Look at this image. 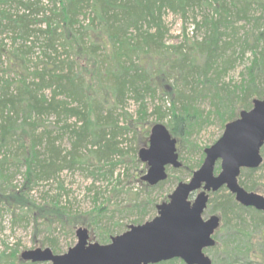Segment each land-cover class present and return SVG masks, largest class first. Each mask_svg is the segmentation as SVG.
Returning a JSON list of instances; mask_svg holds the SVG:
<instances>
[{"label": "rangeland", "instance_id": "rangeland-1", "mask_svg": "<svg viewBox=\"0 0 264 264\" xmlns=\"http://www.w3.org/2000/svg\"><path fill=\"white\" fill-rule=\"evenodd\" d=\"M18 1L26 0H0V10L20 12L24 7ZM243 2L244 0H227L229 17L226 23H222L219 27L221 40L218 57L205 75L197 70L182 71L176 67L177 65L172 66L173 60L169 58L178 56L171 53L174 45L181 44L188 50L190 43L205 40L210 28L201 20L205 16L218 17V13L210 5H196L193 10H188L184 15L165 9L162 15L164 25L160 43L154 44L153 47L148 46V53L139 51L128 54L129 56L127 54L122 56V61H126V65L144 64L148 69L151 68L152 76L150 78L147 76L144 82H149L151 86L157 83L158 88L155 92L143 91L139 94V98L133 91H127L124 99L118 101L112 108L109 119L117 121L118 127L129 125V123L130 126L125 132H119L116 136L117 145L122 150L121 153H115L111 159L99 157L93 151L97 145L88 142L87 146L82 147L79 152L81 161L61 168L48 178H39L34 183L31 179L27 183L25 174L27 166L21 158L24 147L20 145L18 135L13 136L10 143L4 147L8 152L0 147V157L8 155L9 158V162L5 163L3 178H0L2 189L0 192L4 193V195L0 193V254L20 255L24 249L38 246H48L52 249L53 245L55 252H65L77 241L75 230L79 226L87 227L90 241L107 243L111 235L123 232L129 224L152 218L156 214V204L167 199L168 193L173 190L177 182L189 180L193 170L200 166L204 158V148L222 134L226 122L222 119L228 117L231 111L226 101L232 94L241 93V85L249 78L247 68L252 65L254 58H260L264 49V0H252L246 15H243L241 10L238 11L239 9L236 11ZM40 5L45 10L52 6V1L40 0ZM83 10L84 13L79 15V23L85 25L91 14L89 5H84ZM41 16L40 13L35 15L36 19L32 20L35 23L32 25H39L37 18ZM4 23L3 13H0V42L2 43L0 49L1 45L14 48L17 41L13 42V39L17 38V35L6 30ZM125 33L127 37L135 36L136 30L130 28ZM87 38H85L87 41L85 44L88 43ZM38 42L39 40L28 54V71L34 70L39 63ZM59 51L57 60L66 59L68 52H65L62 47ZM96 56L99 64L104 61L105 51L102 47L97 51ZM130 56H132L131 59H128ZM79 59L78 61L82 64L84 83L88 85L90 91H94L92 92L94 95L104 97L106 102L111 104L113 93L108 88L107 82H99V74L96 70L98 62L94 63V58L91 56L89 58L83 56ZM203 60L204 56L199 55L198 61ZM259 63L254 66L256 67L254 70H257L256 80L259 86H262L264 59L257 67ZM61 64V67L66 69L64 67L66 60H63ZM7 67L5 57L0 56V79L18 78L16 72L8 71ZM77 67L73 69L74 72H78L79 66ZM28 80L31 81L32 77L29 76ZM213 82L216 85H213ZM178 90L181 92L180 97L177 94ZM170 91L172 92L169 93ZM45 93L50 95L51 89L47 88ZM63 96L58 95L57 98H63ZM219 97L225 102L224 106L220 107L222 109L216 107ZM142 101L145 103L146 110L139 114L138 108ZM181 102L186 103L190 108L189 115L181 108ZM239 110L240 107L234 108L233 118L238 115ZM172 111L186 115L188 122L180 123ZM105 112L107 110H104L102 115ZM76 120L68 117L65 112H60L59 115L55 111L47 112L40 117L37 125L28 126V131L24 133V143L30 144L33 138L36 139V135L46 131L50 132L51 136L56 135L55 144L60 147L62 153H66L72 147L70 128L80 123ZM157 122L165 124L172 136L176 137L178 159L181 165L178 167L167 165L166 178L150 186L151 184L141 179V175L147 170V165L139 159L138 150L140 147L147 146L150 128ZM181 124L183 127H180ZM41 141L43 142L41 144L35 143V149L42 154L46 150V144L44 139ZM135 156L137 160L134 159ZM219 170L220 160H217L214 173H218ZM245 172L246 168L241 169L238 175L243 181L247 179ZM250 176L256 181L264 182V168L253 171ZM144 183H148L149 186ZM13 188L17 195H24L30 203L26 204L24 201L17 200L16 194L8 197L9 191ZM199 189L190 197L193 198ZM254 191L264 194L260 190ZM6 193L8 194L5 195ZM228 193L235 197L225 185L216 191H210L207 205H210L208 201L212 198L217 200ZM99 207L102 208L99 209ZM57 208L63 210L60 211L64 214H61ZM205 209L203 210L205 217L214 213L219 216V225L213 234L216 245L204 249L211 257L213 264H228V259H231L228 253L236 256L233 264H264L262 238L264 225L255 227L254 223L248 219L240 223L235 216H229V219L224 221L218 211H209V209L205 211ZM243 212V217L248 216L246 210ZM78 219H83V222H79ZM181 260L176 258L171 263L164 264H181L183 261ZM5 264L8 262L6 261ZM28 264H50V261H31Z\"/></svg>", "mask_w": 264, "mask_h": 264}, {"label": "trees", "instance_id": "trees-1", "mask_svg": "<svg viewBox=\"0 0 264 264\" xmlns=\"http://www.w3.org/2000/svg\"><path fill=\"white\" fill-rule=\"evenodd\" d=\"M51 1L52 6L45 10L42 9L40 0L18 1L24 7L20 12L13 13L9 12L8 9L0 10L5 19V29L17 35V38L13 39V42L17 41L16 47L7 48L1 45L0 56L5 57L8 71L16 72L18 75L15 80L10 78L0 79V147L4 148L7 143H10L9 141L13 136L18 135L20 145L24 147L21 158L27 166L25 171L27 183L31 179L34 183L39 178H48L61 168L81 161L79 152L82 147L87 146L88 142L97 145L93 151L99 157L104 156L111 159L115 153H121L122 149L117 145L118 139L116 136L119 132H125L130 123L118 127L117 121L112 118L109 119L112 108L118 101L124 99L127 91H133L139 98V94L143 91L152 90L155 92L158 88L157 83L151 86L149 82H144L147 76L149 78L152 76L153 71L151 68L148 69L144 64L126 65V61H122V56L125 54L129 56L139 51L148 53V46L153 47L154 44L158 45L160 43L164 25L162 15L165 9L180 12L184 15L188 10H193L196 5L204 4L205 6H212L218 13V17L205 16L201 20L210 28L205 40L190 43L188 50L187 47L183 48L181 44L174 45L171 53L178 56L169 58L173 60L172 66L177 65L176 67L182 71L197 70L203 75L216 62L221 40L219 27L222 23H226L229 17L227 0ZM251 1L244 0L242 5L236 8V11L239 9L238 11L241 10L242 14L246 15ZM87 4L91 14L86 24L82 25L79 23V15L84 13V5ZM39 13L42 15L37 18L39 25H32V23H35L32 20L36 19L34 16ZM130 28L136 30V35L127 37L125 32ZM85 38L88 39L87 44H85L87 42ZM37 40H39L40 48L39 63L36 64L34 70L28 71V54L33 50ZM0 44L2 43L0 42ZM60 47L68 53L66 59L58 61ZM100 47L105 51V58L99 64L96 53ZM199 55L204 56L202 62L198 61ZM83 56L88 58L91 56L94 58V63L98 62L96 70L99 74V82H107L109 84L108 88L113 93L111 104L107 103L104 97L94 95L92 93L94 91H90L88 85L84 83L82 64L78 61ZM131 57H128V59H131ZM262 59H264V49L260 58H254L252 65L247 68L249 78L241 85V93L232 94L230 99L226 101L231 111L229 116L223 118L222 121L225 122L235 116L234 108H249L252 105L254 96L261 97L264 95V82L262 86H259L256 80L257 70H254L257 63L260 62L257 67L261 65ZM63 60H66L64 66L66 69L61 67ZM76 63L79 66L78 72L73 71L75 67L78 68ZM167 70L169 72V67ZM29 76L32 77L31 81L28 80ZM213 85H216V83L213 82ZM47 88L51 89L50 95L45 93ZM176 88L178 89V87ZM177 94L180 97V90ZM58 95L64 96L63 98H57ZM225 96L228 95L225 94ZM173 103L175 104V100H173ZM224 104L225 102L219 97L216 107L222 109L220 107H223ZM181 108L187 115L190 114V108L186 103L181 102ZM104 110H107V112L102 115ZM144 110H146V106L142 101L138 108L139 114ZM50 111H55L58 115L60 112H65L68 117H73L77 119V122H80L70 128L69 136L72 140V147L66 153H62L60 147L55 144L56 135L51 136L50 132L46 131L36 135V139L33 138L30 144L24 143V133L28 131V126L37 125L40 117ZM172 113L173 115L176 114L174 111ZM176 116L180 123L185 124L188 122L186 115L178 113ZM182 124L180 127H183ZM42 139L45 140L46 150L41 154L40 151L35 149V143L37 145L41 144ZM4 149L5 152H8L6 148ZM261 153L263 160L260 165L246 168L245 175L247 179L243 181L238 177V181L248 190L256 189L264 193V182L256 181L250 176L253 171L264 168V143L261 146ZM134 159L137 160V157L135 156ZM120 160L122 161V159ZM7 162H9L8 155L0 157L1 179ZM144 185L149 186L148 183H144ZM9 192L8 197L11 194H16L17 200L24 201L26 204L30 203L24 195H17L14 188ZM1 194L4 195V193ZM231 195L229 193L224 194L217 200L212 198L208 201L210 205H207L208 208L206 207L205 211H208V209L209 211H218L224 221L228 220L229 216H235L240 223L248 219L254 223L255 227L264 225V210L243 205ZM101 208L99 207V209ZM57 209L61 210L60 208ZM244 210L248 212V216H242ZM61 214L64 213L61 212ZM78 220L83 222V219ZM236 230L239 231V229ZM52 249L54 252L56 251L54 245ZM228 255L231 259H228L227 263L233 264L236 256L231 253H228ZM175 259L176 257L151 264L171 263ZM6 261L8 264H28L31 262L22 259L17 253H12L11 256L0 254V264H5ZM181 264L186 263L182 261Z\"/></svg>", "mask_w": 264, "mask_h": 264}, {"label": "water", "instance_id": "water-1", "mask_svg": "<svg viewBox=\"0 0 264 264\" xmlns=\"http://www.w3.org/2000/svg\"><path fill=\"white\" fill-rule=\"evenodd\" d=\"M176 141L162 122L151 126L147 146L138 150L139 159L147 165L141 179L156 184L166 178L167 165H181ZM263 143L264 95L253 97L249 108L240 109L235 118L225 122L218 139L204 148L200 166L156 204L152 218L129 224L123 232L111 235L107 243L90 241L87 227L79 226L75 230L77 241L65 252L38 246L22 250L20 256L50 264H151L175 257L186 264H213L204 249L216 243L213 234L219 216L203 217L209 192L225 185L241 204L264 210V194L248 190L238 181L241 168L258 167L262 162ZM217 160L220 170L215 174ZM262 238L264 241V234Z\"/></svg>", "mask_w": 264, "mask_h": 264}, {"label": "flooded vegetation", "instance_id": "flooded-vegetation-1", "mask_svg": "<svg viewBox=\"0 0 264 264\" xmlns=\"http://www.w3.org/2000/svg\"><path fill=\"white\" fill-rule=\"evenodd\" d=\"M204 214H205V213H203V217L206 218Z\"/></svg>", "mask_w": 264, "mask_h": 264}]
</instances>
